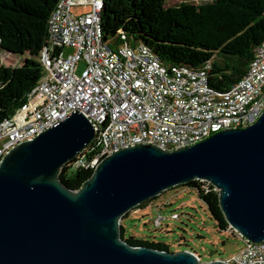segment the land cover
Masks as SVG:
<instances>
[{
	"label": "water",
	"instance_id": "95a60500",
	"mask_svg": "<svg viewBox=\"0 0 264 264\" xmlns=\"http://www.w3.org/2000/svg\"><path fill=\"white\" fill-rule=\"evenodd\" d=\"M95 137L85 115L73 112L3 156L0 264H227L121 239L124 215L195 180L217 191L234 232L251 243L264 241V111L245 128L225 129L176 150L121 148L70 190L58 179L60 170Z\"/></svg>",
	"mask_w": 264,
	"mask_h": 264
},
{
	"label": "built area",
	"instance_id": "2783aa9c",
	"mask_svg": "<svg viewBox=\"0 0 264 264\" xmlns=\"http://www.w3.org/2000/svg\"><path fill=\"white\" fill-rule=\"evenodd\" d=\"M104 1L56 3L39 57L42 75L20 108L0 123V161L17 144L32 140L73 112L85 115L96 137L68 166L92 171L104 156L124 147L150 144L172 151L212 133L245 128L259 118L264 111V42L245 75L221 92L210 85L209 65L169 70L143 45L123 42L110 48L101 32ZM74 8L84 11L74 14ZM65 49L73 52L66 54ZM81 61L84 69L77 75ZM162 220L158 215L155 227ZM226 232L238 235L230 226ZM240 239L243 247L221 260L264 264V241Z\"/></svg>",
	"mask_w": 264,
	"mask_h": 264
},
{
	"label": "trees",
	"instance_id": "16d2710c",
	"mask_svg": "<svg viewBox=\"0 0 264 264\" xmlns=\"http://www.w3.org/2000/svg\"><path fill=\"white\" fill-rule=\"evenodd\" d=\"M57 2L0 0V123L20 108L42 75L39 57L46 44L47 21ZM101 32L110 48L123 42L143 45L169 70L209 65L211 87L223 92L245 75L255 50L264 42V0H210L173 6H166L164 0H105ZM1 53L27 58L22 66L9 67L1 61ZM92 172L72 170L66 164L58 179L70 190H78ZM177 187L193 189L218 231L226 232L218 194L211 185L195 180ZM157 198L133 210L144 209ZM120 229L121 239L133 247L171 252L167 244L126 235L122 224Z\"/></svg>",
	"mask_w": 264,
	"mask_h": 264
},
{
	"label": "rangeland",
	"instance_id": "374dc122",
	"mask_svg": "<svg viewBox=\"0 0 264 264\" xmlns=\"http://www.w3.org/2000/svg\"><path fill=\"white\" fill-rule=\"evenodd\" d=\"M164 1L166 6H173L181 2L201 4L210 0ZM83 11V8L73 9L74 14ZM64 52L67 54L73 51L65 49ZM26 58L27 56L13 57L1 53L3 64L9 67L22 66ZM83 69L84 63L81 61L77 64L76 74L79 75ZM172 214H177L179 219H171ZM158 215L163 220L160 227H155L154 219ZM120 224L126 229V235L162 242L169 246L171 252L194 251L201 256L202 262L228 259L243 247L238 235L232 236L229 232L218 231L216 222L210 217L206 206L198 199L197 193L186 187L171 189L159 195L144 209L128 212L127 218L124 220L122 218Z\"/></svg>",
	"mask_w": 264,
	"mask_h": 264
}]
</instances>
